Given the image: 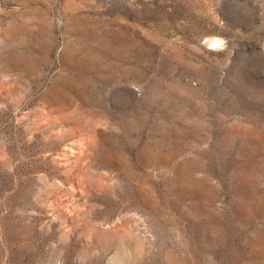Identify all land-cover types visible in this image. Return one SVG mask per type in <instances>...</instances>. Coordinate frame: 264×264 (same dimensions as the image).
<instances>
[{
  "label": "rangeland",
  "instance_id": "obj_1",
  "mask_svg": "<svg viewBox=\"0 0 264 264\" xmlns=\"http://www.w3.org/2000/svg\"><path fill=\"white\" fill-rule=\"evenodd\" d=\"M0 264H264V0H0Z\"/></svg>",
  "mask_w": 264,
  "mask_h": 264
}]
</instances>
